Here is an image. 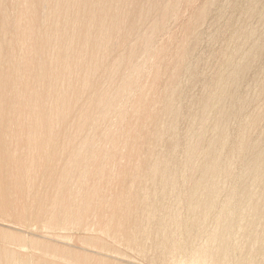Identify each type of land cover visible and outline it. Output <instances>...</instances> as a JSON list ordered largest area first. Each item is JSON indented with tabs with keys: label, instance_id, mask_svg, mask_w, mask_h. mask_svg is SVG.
I'll return each mask as SVG.
<instances>
[{
	"label": "bare ground",
	"instance_id": "obj_1",
	"mask_svg": "<svg viewBox=\"0 0 264 264\" xmlns=\"http://www.w3.org/2000/svg\"><path fill=\"white\" fill-rule=\"evenodd\" d=\"M146 1H149V4L146 2L148 5L146 6L148 8L146 10L148 11L143 10V12L144 15H146L145 12H148L147 14L149 15L151 7L154 8L158 6L160 0H156L157 2H151L150 0ZM171 1L172 0H167L165 3L166 13L162 16V20L167 18V12H172V6L174 5L171 6L173 2ZM259 1H257L258 4ZM2 2L3 1L0 0V211L14 213L19 221L14 222L3 218L2 220L5 223H1L6 226L12 224L9 227H13V229H17V226H34V224H27L22 220L28 214L30 217H43L44 215L41 213L40 208L38 209V205L42 207L44 204H49L51 214L46 217L47 221L39 226L42 235H38L40 238L37 239V242L44 248H50L51 244H47L41 239H51L65 244L66 241L75 238L76 241L81 244V246L76 245V247L82 248L90 252V254L57 248L60 254L51 252L39 253L36 251L33 253L34 255L40 254L49 261L39 260L37 257H29L27 260L28 255L20 251L23 250L21 247L12 249L8 244L14 241H21L22 238L16 235L15 231L14 233L13 231L5 233L2 231V234H4L0 236L3 241L0 242V261L1 255L9 258L12 252L14 253V258L11 259L13 264H93L90 263L91 261L101 264H113V260H117L116 264H144L143 261H148L150 258L152 259L151 250L155 247L158 251H155L153 254L157 258L149 260L152 264H173V259L176 258V254H187L188 250L197 245L199 248L194 247L191 254L184 256L186 260L190 259V264H199L200 261L205 264H229V259L232 258L234 262L239 258L237 262H241L240 264H263L264 152H257L258 154L256 153V155L254 154L255 156L253 155V161L248 164L247 167L245 166L243 169L244 176L238 183V190L240 191L238 194L240 198V194H242V197L244 196V199L241 200H244V203L246 201L245 198L247 199L245 203L246 206L244 207V205H242L243 207L241 206L238 212L240 215L244 214L245 208H249L248 210L251 214L247 212L248 210L246 212L253 218L251 219L249 216L251 221L253 220V223L249 222L253 225L255 222L257 225L250 227L248 224V228L245 224L248 223L246 222L248 216L241 215V218H235L230 209L226 207L217 214L218 217H215L223 223V227H226L225 230L218 235V241L215 243L209 242V238L207 237L210 236V231L204 229L210 217L209 214L214 211L215 197L221 190V180L219 177L223 168L221 169L220 167L222 164L220 158L224 150H221L222 152L220 153L222 154L220 155L216 152L220 150V148H225L224 146L226 145L225 142L228 133L225 132V129L227 126L229 127V123H231L233 119L239 118L238 108L244 107L247 102L244 101L247 98L244 100L242 98L243 96L246 97V93L244 94L245 88L244 90L241 89V84L245 81L244 76L246 71L251 66L257 68L256 60L258 58V52L261 53L264 49V43H259L258 41H260L261 38L263 39L261 41H264V34L262 32L260 33L262 35L257 33L261 38L258 37L260 40L258 39L257 42L254 41L253 44L248 41V43H250L249 47L242 51L245 55V60H241L243 61L242 63L241 61H238V64L234 63L233 59L235 58L232 59L233 50L232 52L228 51L232 55L230 58L227 57L228 53L225 51L226 48L223 49L224 51H221V56L223 54L225 55V61L222 63L227 69L223 68L224 65L222 64L223 67L221 66L222 68L215 69L209 77V88H207V93L198 98L202 111L200 116H198L200 123L198 133L196 138L185 146L184 153H182V161L177 162V158H175L173 151V140L170 139L171 137L169 136L168 139L170 141L164 142V138L168 137L166 136L167 134L172 135L173 138L178 135V119L181 106L179 107V105H177V98H180L183 92L181 93V89H178L181 84L178 88H176V86L178 83H181L183 75H194L195 71L197 72L194 67H190L191 63L194 62L193 58H195V56L193 58L191 56L193 61L190 58V47L193 49V46L190 45L192 43H197V40L199 41L201 39H199V37H201L199 36V30L201 29L196 27H198L197 25L201 21L208 18H206V14L208 15L209 13L206 7L198 9L194 16L193 26H188L185 32L188 42L187 39L182 41V47L180 48V52L178 51V56H176L177 59L180 60H175L177 61L176 65V62L172 60L174 66L167 69V83L164 87V95H162L163 105L161 109L158 112L152 113L150 108L152 103L150 105V102H147L146 96L141 94L137 95V98L135 97V101L138 100L137 105L139 106L140 112L138 114L135 111L132 112L130 114V119L127 120L128 131L131 135L127 144L130 145V148L127 150L122 149L125 151L126 159L125 164L120 166L114 162V156L116 154H123L117 153L115 150L116 148L113 146L115 142L114 133L109 130V128L116 124L115 119L110 120L107 125H102L97 124L92 120V117L87 116L83 121L77 119L75 123L72 121L68 126L69 116L66 115L65 112L70 106H73L74 109L78 106L76 102H72L71 100H74L76 95L81 94V92L77 91V84L74 83V76H71L70 71H74L72 69L76 65L75 68L80 67V70H76L79 71L77 77L83 76L87 78L92 71L98 70L102 66L101 62L105 60H103L104 56L107 57L106 54L109 53L108 51L114 47V44L110 43L112 37L121 35L123 30L122 16H120L121 10L119 12L122 3L128 2L127 4H134L137 0H15L14 2L17 4L16 8L20 7L18 8L19 10H16L18 11L16 12L18 17L15 18L17 32L15 34L16 36L11 33L13 36L17 37L18 35L20 38L23 36L22 38L31 39L30 36L32 37L31 34H33V32L38 33L39 31L40 33L44 28H46L45 30L48 32V34H44L43 32V35L40 33V38H42L41 42L38 40L40 39L38 38V34L32 38L31 42L25 39L27 44L30 42V45L25 50L23 49L24 52H22L24 55L19 65H17V63L11 64L12 61L10 63L8 59L11 56H9L6 61V55L14 50L12 47V49H10L8 45L5 44V40L8 42L10 39L8 38L11 32L10 22L12 20L14 21V19L11 20L10 15L7 13L8 10L5 9ZM209 2H211V0H209ZM214 2L216 3L217 1H213L212 4H214ZM260 2L262 4L261 7L264 8V0ZM219 3L217 5H219ZM5 4L9 6L7 3ZM131 4L129 6H131ZM252 5L249 7V13H253L254 11ZM259 7H257V9ZM140 8H142V6H140ZM35 11H37V14L31 15V13L34 14ZM219 11L220 10H218V12ZM128 12L126 10V13ZM130 13L127 14V17ZM55 14H57L58 17L54 18L57 16ZM29 15L31 16L30 19ZM222 15H225V11ZM139 16L140 18L142 17L140 14ZM219 16H221V14ZM32 18H34V21L29 23V20H33ZM60 20H64V30L53 43L54 32L51 31L54 26H59ZM246 23H244L245 27L247 26ZM211 24L212 23H209V25ZM62 25L63 24H61V26ZM94 26H96L97 30L93 32L92 29ZM245 27L241 28L245 31ZM132 28L131 26V29ZM131 29L129 31L135 34L136 31H132ZM208 29H210V27H208ZM135 30H138L137 27ZM239 31H242L244 34L247 32V29L245 32L243 30ZM239 31L237 32L238 34ZM249 31L251 33L248 32V36L252 34L253 31L257 32L255 30L252 31V29ZM254 32L253 35L255 34ZM136 34L138 33L136 32ZM139 34L135 36L138 39H134L136 41L139 40V42H136V44L133 43L132 48H130L131 51L126 56L127 58H125V60L128 59L129 62L137 58V56L135 57V49L137 50L143 43L148 44L152 41L151 34H145V31L143 34ZM191 35L199 36L198 38L196 37V42H189V36ZM10 37L12 36L10 35ZM5 38H8V40ZM249 38L252 39L253 37L249 36L248 39ZM35 39L39 41V44L41 43L40 46L35 42ZM236 39L235 37V40ZM32 41L33 43H37L36 45L39 49L34 46L35 44H32ZM186 42L190 45L188 46ZM12 43L13 41L8 44L11 45ZM84 43H86L87 46L89 45L88 43L92 45L91 47L89 46L90 50L88 49V53L85 52L88 47L84 49ZM5 45L8 48L5 47ZM57 45H60L61 49H64V51L60 52L59 50L61 49L55 48L58 49L60 53L52 55V48ZM24 46L26 47V45ZM21 47L19 44V48ZM34 48L40 53L46 52L48 56L43 55L36 60L32 56V52H35ZM195 48L196 47H194V49ZM28 50H30V53H27ZM88 54L89 56H87ZM193 54H195V52H193ZM237 54L239 55L240 53L238 52ZM221 56L220 58H222ZM189 59L192 61L191 63H189ZM10 60L12 59L10 58ZM188 63L190 65H188ZM36 65L38 66L37 70L34 68ZM132 67L134 68L133 65L130 68ZM136 68L138 69V67ZM133 71H135V69ZM15 73V79L20 76L18 75L19 73L25 75V80H27L26 85H23L25 82L22 83V81L18 79L24 88L20 86V88L14 87L17 85L16 81L13 80V75ZM75 74L76 73H74V75ZM133 74L131 73V75ZM125 75L126 74H123L125 82L129 83L128 86L132 85L133 79L131 75ZM194 76L196 77V75ZM192 79H194V77ZM22 80L25 81L23 78ZM12 81H14L16 85L12 84ZM152 83H154V81ZM182 87L183 84L181 88ZM119 90L122 94L120 87ZM241 90L243 91L242 96ZM114 92L115 96H119L116 89ZM17 98L19 99L16 101ZM98 100L101 101V97H99ZM148 100L150 101L151 99ZM79 106V110H81L86 104H81ZM260 107L257 115L264 111V105ZM13 109H15L14 111L17 110L18 113H20V109L26 112L24 114L30 112L29 116L31 120L28 119L29 121H32V117L35 115L34 122H30V125H28L29 127H27L32 129L31 131L33 132H28L26 130L27 128H25V126H27V124H25V126L24 123L20 124L23 125V129L25 128L27 133L25 135L21 129L23 135H25V139H23V136H20V134L19 136L17 134L18 141L23 142L21 144L18 143L17 147H15L14 142H12L14 140L11 141L14 137V132L12 133L11 131H13L16 126L20 125L16 123L15 126L7 123L8 121L3 122V120H7L6 118L4 119V117L7 116L8 112L10 114L11 112L13 113V111H11ZM3 113L4 115L2 116ZM205 113L209 114V116ZM58 114L62 116L60 121L65 123L66 126V128L63 129L65 130L63 132V139L68 145L74 147L77 144H81L83 138V143L87 151H93L90 155L81 153L82 155L80 156H69L68 159L64 161L61 169H56V165L51 162V158L54 155L51 151H60V147L47 149L48 146L56 147L58 145V137H43L45 142L48 140L49 145L42 147L37 154L34 149L39 142L38 139H28L32 133L39 137L40 132L38 129L42 125L49 131L53 130L57 123L55 116ZM138 118L147 119L143 124L147 130L144 138L139 140V144L136 145V131L140 129L141 126L139 125V128H136V120ZM210 118L212 124L210 123L209 125L208 119ZM7 124L12 125V127L14 126L12 130L8 125V127H10L9 134L12 135V137H10L9 134L7 135L8 138H11V142L5 139L4 135H6V133L3 132L5 129L8 130V128H6ZM93 125L96 128V132L91 135L89 132ZM16 131L18 132L17 127L15 132ZM53 134L55 135V132ZM165 141H167V139ZM10 143H13V146ZM140 147L144 148V150L142 151ZM134 162L138 168L136 173H133L128 167L129 165H133ZM87 163H89L88 166H86ZM113 165L118 167V174L115 182H111V175L109 172L106 171L103 176L99 177L94 171V169L99 166L108 167L109 169ZM10 167L15 169V171L8 177L6 175V170L10 169ZM40 167L45 168V179L53 189L50 194L36 193L32 201L26 200L22 196L25 183L21 181V176L24 175L25 172L26 175H28L32 170H37ZM230 171L231 169L229 172ZM83 172V179H76V176H81ZM181 172L187 175L184 174L185 177H183ZM229 174H231V172ZM75 179L76 182H74ZM148 181L150 184L146 183ZM184 181L189 184L185 188L180 184H184ZM106 183L107 185L103 187L102 185ZM27 186L28 183H26V187ZM11 194L13 195L11 196ZM165 199L168 200L164 201ZM242 220L245 221V226ZM71 225L78 226L80 234L81 229L85 230V235L80 237L78 233L69 232L68 229ZM242 225L248 229L244 228L245 230H243ZM58 228L62 231L58 230ZM237 229H242L241 233L245 239H241L246 240V242L242 241L243 243H239V240L230 237L231 233L229 232L231 230H235L236 232ZM33 235H35L33 232L28 233V236L31 238H33ZM183 236L185 240L182 239ZM238 236L237 238L239 239L241 235L240 237ZM35 239L36 238H33V240ZM255 244H258V246ZM254 245L257 248H255ZM259 257L263 258V260H259V263L255 262V259L258 261ZM147 258L148 260H146ZM234 262H232V264Z\"/></svg>",
	"mask_w": 264,
	"mask_h": 264
},
{
	"label": "rangeland",
	"instance_id": "obj_2",
	"mask_svg": "<svg viewBox=\"0 0 264 264\" xmlns=\"http://www.w3.org/2000/svg\"><path fill=\"white\" fill-rule=\"evenodd\" d=\"M1 1H3L2 4L5 7V9L8 10V12L7 11L6 12L10 15L11 20L14 19V21L12 20L10 22V25H11L10 31L11 32L9 34L12 37H10V35L8 34L9 37H8V35H7V37L10 39L8 42H6V40H5V44L8 45V47L10 49L13 48L16 51L12 50L10 53H8L6 55V61H7L8 57L11 56L10 58L12 60H10V58L8 59L10 61V63L12 61L11 64L17 63V65H19V62H20L22 56L24 55L23 49L25 50L30 45L32 38L35 37L36 34H38V38H40V33H41V35H43L42 34L43 32H44V34H48V32H46V30H45L46 28L41 30L40 33H39V31L37 33L36 32L37 30H36L35 31L36 33L33 32V34H31L32 35V37L30 36L31 39L27 38L28 40L25 37L22 38L23 36L21 38L18 35H17V37H15L16 36L15 34L17 32L16 22H15L16 19L15 18L18 17V15L16 13L18 11H16V10L20 6L16 8L17 4H16V2H14L15 0H1ZM150 1L151 2H157L156 0H150ZM166 1L167 0H160V3L158 6H156L154 8L151 7V9L149 10V15L147 14L148 12H145L146 15H144V12H143V10L148 11V10H146V9H148L146 6H148L147 4H149L148 3L149 1L147 2L146 0H137V2H135L134 4L133 3L127 4L128 2L122 3V5L123 4L124 5H123V7L121 5V8L119 9V12L121 10L120 16H122V21H123V23H122L123 24V26H122L123 30L121 32L122 36L121 35L116 36V37L114 36L115 38L112 37V40L110 39L111 40L110 43L114 44L115 48L113 47V49L111 48V50L108 51L109 53L107 52L108 53V54H106L107 57L104 56L103 60L104 59L105 60L103 62H101L102 66L98 70L92 71V73H90V75L87 78H85L83 76L77 77L79 75V73H78L79 71H76V70H80L79 69L80 67L75 68L76 65L72 69L75 72L70 71L71 76L72 75L74 76V83L77 84V87H78L77 91L81 92V94L76 95L75 99L71 100V101L76 102V104L78 106L81 104H86V106L81 110H79L80 106L79 107L77 106L75 109L73 108V106H70L66 110L65 114L69 116L68 117V119H69L68 126L71 124L72 121H73V123H75V121L77 119L83 121L84 119L87 118V116L92 117V120L94 122H96L97 124H102V125H107L110 120L115 119L116 124L113 127L109 128V130L114 133L115 142H114L113 146L116 148L115 150L117 151V153L119 152V153L123 154V155L116 154L114 156V162L119 164L120 166L125 164V159H126L125 151H123L122 149L127 150L130 148V145L127 144L129 138H131V135L128 131L127 120L130 119V114L132 112L135 111L137 114L140 112L139 106L137 105L138 100L135 101V97L137 98V95H141V94L146 96L147 102L148 103L150 102L149 103L150 105L152 103V105L150 107L152 110V113L158 112L161 109V107L163 105V98H162L163 96L162 95H164V93H163L164 87H165V84L167 83L166 82L167 69L172 68L174 66V63H172V62L175 60H178L176 56H178V53L180 52V48L182 47L181 43L184 39H187L185 32L187 31L188 26H191V27L193 26L194 16H195V13L198 9H200L201 7H206L207 11L209 13H208V15L206 14V18L208 17L207 18L208 20L206 19L207 21L206 20L201 21L200 22L201 25L199 23L197 25L198 27H196L198 29L204 30V31L199 30L200 34H201V35L199 34V36H201V37L198 36L199 39L201 38L199 40L200 42L197 40L198 37L196 35L195 36L194 35L189 36L190 37L189 42L190 43L196 42L195 40H197V43H192L193 45L192 44L190 45L189 43H187L188 39L186 42L188 44V46L189 45L193 46V49H194V47H196L193 51V52H195V54H193V52H192L193 49H192V47H190L191 48L190 51L192 52V53L191 52L189 53L190 58H191V56H192V58L195 56V58H193L194 62H192L193 61L192 58H191L192 61L189 59L190 60L189 63L192 62L191 63L192 66L188 63V65H190L191 68L194 67V69L197 70V72L195 71V73H194V75H196V77L193 74L189 75L188 73H186L189 76L183 75L182 81H184V82L181 81V83L177 84L176 88H178V86L181 84L178 89H181L180 90L181 93L183 92L182 93L183 95H181L180 98L178 97L179 100L177 98V103H178L177 105H179V107L181 106L180 116L178 119V126H179L178 135H177V137L173 138L172 135L167 134L166 136H168V137L164 138V142H168L169 136L171 137L170 139L173 140V151H174L175 158H177V162L182 161V159H183L182 153H184L185 146L189 142H192L196 138V135L198 133L199 126H200L198 116H200V113L202 112L198 98L207 93V90H208L207 88H209V77L212 75L213 71H215V69L220 68L221 66L223 67V65H224L223 63L225 61V55L223 54L221 56V54H222L221 51H224L223 49L226 48L227 50L225 49V51H227V53H228L227 54L228 56L227 55L226 56L228 58H230L233 55L232 59L235 58V59H233L234 63L238 64L241 60H245L244 59L245 55L242 53V51H244V49L248 48L250 43L253 44L254 41L257 42V40L259 38H261V36H260V35H262V34H260L261 32L264 34V32H263V29H264V26H263L264 25V22H263L264 18L263 17H264V15H262V14H264L263 13L264 10H261L264 8L261 7L262 6V4L260 2L261 0L260 1L259 0H236V1L235 0H233V1L232 0H219V1L218 0H211V2H209V0H172L173 2L171 1L172 2L171 6L174 5V6H172V12H167V18L162 20V16L166 13V10H165ZM213 1H217L218 3L219 2L220 3H219V5H217L218 4L217 2H216L217 4L215 2H214V4H212ZM257 1H259V4ZM146 2H147V4H146ZM232 2H233V4H232ZM5 3H7L9 6H7ZM130 4L132 7L129 6ZM255 4H257V5H255ZM12 5H14V6H12ZM144 5H145V7L143 8ZM251 5L253 6V10H254L253 13H249V11H248L249 7ZM254 5L256 6V8ZM259 5H260V7H259ZM140 6H142L143 9L140 8ZM257 7H259L258 9H260V10H258ZM217 8H218V10H220L219 12L224 13V11H225L226 16L225 15L223 16L222 13H219ZM128 9H129V12H128ZM140 9H141V12H140ZM126 10L128 13H130V12L132 13V14L130 13L128 15V17H127L128 13H126ZM216 12H218V13H216ZM258 12H260V13H258ZM137 13L142 15V17L140 18L139 14H137ZM36 14H37V11H35L34 14L31 13V15H36ZM218 14L219 15L221 14V16H219ZM257 14H259V15H257ZM26 15H28V14H26ZM55 15H57V14H55ZM217 15H218V18H217ZM254 16H255V18H254ZM30 17L31 16L29 15V19H30ZM53 17H54V15H53ZM56 17H58V15L55 16L54 18H56ZM32 19L33 20H29L30 21L29 23L34 21V18H32ZM54 20H56V19H54ZM60 23L63 25L61 26ZM204 23L205 24L207 23V24L205 25ZM209 23H212V24L209 25ZM244 23L247 24L246 27H245ZM126 24H127V26H126ZM242 25H244V26H242ZM131 26L134 29L133 28L131 29ZM56 27L57 26H54L53 30L51 31V32H54V35H53L54 39L52 40L53 43L55 42V40L58 39V37L61 35V33L64 30L63 29L64 20L63 21L60 20L59 26L57 28ZM136 27L138 30H135ZM208 27H210V29H208ZM241 27H243V28L245 27L247 29V32H245L246 29L244 31V29H242ZM247 27L250 29H248ZM256 27H257V29H256ZM129 28L132 31H136L138 34L139 33L143 34L145 31V34L149 33L152 36L151 43H148L150 45L145 43L148 47L143 43V45L141 47L139 46L140 48L138 47L139 50H138V48H137V50L135 49V51H134L135 57L137 56V58L132 60V62H129L128 59L125 60V58H127L126 56L131 51L130 48H132L133 43L136 44V42H139V40L138 41L134 40V39H138L137 37H135L138 34H136V32H135L136 35L134 34V32L131 33L129 31L130 30ZM93 29H95V30H93ZM93 29H92L93 32L96 31L97 30L96 26H94ZM251 29H252V31L253 30L257 31V32L253 31L255 34L258 33L260 35L259 36H258V34L253 35V32H252V34H250L249 36L253 37V38L248 39V37H249L248 32H250L249 30H251ZM237 30L238 31L243 30L245 33L243 34L242 31H239V34L241 33L239 35L237 33L238 32ZM201 32H203V33H201ZM11 33H13V35H15V36H13ZM246 33H247V35H246ZM237 34H238V36H237ZM245 35L247 36V38ZM234 36L237 38L236 40H235ZM139 37H140V34H139ZM8 38H5V39L8 40ZM254 38H255V40H254ZM25 39L27 41H30V42H28L29 44L26 43L27 41ZM40 39H38V40L41 42L42 38H40ZM11 40L13 41V43L11 44L12 46L10 44H8L9 42H12ZM38 40L35 39V42H37L39 44ZM261 40H263V39L261 38ZM261 40L258 42L264 43V41H261ZM248 41L250 43H248ZM18 42H20V43H18ZM35 42L33 43V41H32V44H35L34 46L36 48H38V46H40L41 43L37 46L36 45L37 43H35ZM19 44H20V47L22 45L23 46L26 45V47L22 46L21 47L22 49H21V48H19ZM88 44H89L88 46L86 43H84V45H83L84 49H86L88 47L85 50L86 53H88L87 51H89L90 47L92 46L90 43H88ZM198 44H199V46H198ZM236 44H238V45H236ZM6 45H5V47H7ZM50 47H52V46H50ZM145 47H146V50H145ZM55 48L61 49L60 45L53 47L52 48V51H53L52 55H56V54L60 53L61 51H64V49H61V50H59L60 51L59 52L58 49H55ZM228 48H229V50H228ZM238 48H240V49H238ZM242 48H243V50H242ZM30 49H31V47H30ZM196 49H197V51H196ZM34 50H35V52L34 51L32 52V56L36 60L41 58V56H43V55L48 56V54H46V52L40 53L35 48H34ZM140 50L142 51V54H141ZM232 50H233V52H232ZM7 51H8V49H7ZM36 51H38V52H36ZM228 51H231L233 54L231 55V53ZM235 51L237 53L239 52L240 54L238 55ZM262 51L263 52H261V53L258 52V55L260 54L259 56L257 55L258 58L256 60V67L258 69L255 68L254 66H251L247 70L248 72L246 71V74L244 76L245 81H243V83L241 84L242 85L241 89L244 90V88H245L244 94L246 93L245 94L246 97L243 96L242 98H243V100L245 98H247L246 100H244L245 102L246 101L247 102L244 105V107L238 108L239 118L237 117V119H233L231 121V123H229L230 125L228 124L230 128L227 126L225 129V132H228L227 136H226V142H225L226 145L224 146L225 148L224 147H223L224 149L220 148V150H218L216 152L217 154L219 153V155H220V154H222V153H220V152H222L221 150H224L223 154L221 155V158H220V160L222 161V162L221 161L220 162L223 164V165L221 164V166H220L221 169L223 168L222 169L223 171L221 170L222 173L219 177V179L221 180V182L219 180L220 185H221V190L217 193V195L215 197L214 211L209 214L210 217L207 220V222L205 224L206 227L204 229V230L210 231V233H209L210 236H208L207 238H209V242H211V243L217 242L218 241V235L223 230H225V228H226V227H223V223L221 221L217 220L218 218H215L216 216L218 217L217 214L220 213V211L224 210L226 207H228L230 209L231 213L234 214L235 218H238V217L241 218V215L248 216L246 219V222H248V223H245V221L242 220L243 225L245 223L248 228H249V226L253 227L254 225H257V224H255V222H254V225L250 224V222L253 223V220L251 221V219H253V218L248 214V213H250V211L248 210L249 208H245L244 214L240 215L238 212V209L242 205H244V207L246 206L245 203L247 201L246 198H245L246 201L244 203H243L244 200L243 201L241 200V199H244V196L242 197V194H240L241 195V198H240V196L238 194L240 192L238 190V183L241 181L242 177L244 176L243 175V173H244L243 169L245 168V166L247 167L248 164H250L253 161V158L257 152L258 153L264 152V137H263V134H264V111H262L259 115H257L258 111L261 108L260 106L264 105V64H263L264 63V49ZM138 52L141 55H139ZM27 53H30V50H28ZM35 56H37V57H35ZM87 56H89V54ZM220 56L222 58H220ZM175 62H176L175 63V65H176L177 61H175ZM242 62L243 61H241V63ZM194 63H196V64H194ZM20 64H21V62H20ZM132 65L134 66V68L133 67L130 68ZM136 67H138V69ZM34 68L37 70L38 66L36 65ZM223 68L227 69L225 65ZM259 68L261 70L263 69L262 70L263 72ZM134 69H135V71H133ZM74 73H76V74L74 75ZM131 73L132 74L135 73V74L131 75ZM248 73H249V75L247 76ZM123 74H126L125 76H128L127 74L131 75V78L133 79L132 85L128 86L129 83L125 82V78L123 77ZM15 75H16V73L13 75V80L16 81L17 85L14 81H12L11 83L15 84L16 86H14V87H16V88H20V87L24 88L23 85L27 84L26 83L27 80H25L26 79L25 75L19 73L18 75H20V76L17 77L16 79L14 78ZM21 76H23V77H21ZM193 77H194V79H192ZM22 78L25 81H23ZM18 79L21 80L22 83L25 82V84L23 83V85H22V83ZM83 81H85V82H83ZM153 81H154V83H152ZM182 84H183V87L181 88ZM243 86H245V87H243ZM119 87L122 90V94L120 93ZM115 89L118 91L119 96H115V92H114ZM242 90H241V96H242V92H243ZM99 97H101V101L98 100ZM18 99L19 98H17L16 101ZM148 99H151V100L149 101ZM217 106H218V104H217ZM241 109H242V112H241ZM14 110L15 109L11 110V111H13V113L10 111L11 114L9 112L7 113V116L4 117V119L6 118L7 120L6 121L3 120V122L8 121L7 123H10L13 125H15L16 123H18L19 125L24 123V126H25V124H27V126H25V128L29 127L28 125H30L29 124L30 122H32V121L34 122L35 115H33L32 121H29L28 119L31 118L29 116L30 112H28V114H24L26 112H24L23 109H20V111H19L20 113H18L17 110L16 111H14ZM14 112L19 114V115L21 114L20 117H19V115L15 114ZM205 114L207 116H209V114H207V113H205ZM3 115H4V113L2 114V116ZM61 117L62 116H60L59 114L55 116L57 123L55 124V127L53 130L49 131L42 125V126H40V128L38 127L39 128L38 131L40 132L39 137L35 136L32 133L28 138V139H30V138H37L38 139L39 142L34 149L35 153L37 154L38 151L42 147L49 145L48 140L45 142L43 140V137H46V138H48L49 136H51L53 138L58 137V145L56 147H51V146L47 147V149H55V148H59V147L61 149L60 151H57V152L51 151V153H54V155L51 158V162L56 165L55 166L56 169L57 168L61 169L63 167L64 161L66 159H68V157L71 155L80 156L84 153H87L90 155L93 152V151H89V152L87 151L86 146L83 143V141H84L83 138H82L81 144H77L74 147H71L68 145V143L63 139V132L65 131L63 129H65L66 126H65V123H62L60 121ZM8 119H10V120H8ZM208 120H209V125H210V123H211L210 121H212V120H211V118ZM146 121H147V119H139L138 118L136 120V126H137L136 128L138 129L139 128L138 126L139 125L142 126ZM10 124H7L6 128H8V130L5 129V131H3L6 133V135L10 133L9 132L10 127H11L10 129L13 130L14 126L12 127V125H10ZM8 125L10 127H8ZM5 126H6V123H5ZM141 126H140V129H138L136 131V136H135L136 145L139 144V140H142L144 138L145 132L147 130V128H145V125L142 126L143 128ZM16 127L18 130V132L16 131L17 133L15 132ZM16 127L14 128L13 131H11L12 133L14 132L13 135L16 138L13 137L14 139L13 138L11 139L10 137H12V135H10V134H9V136H10L9 138H8V135H7V138H6V135H4L5 139L8 142L10 141V139H11V141L14 140L12 142H14L15 147L18 146V143L19 144L23 143L22 141H18L17 134H18V136L20 134V136H23L22 138L25 139L24 136L26 135L27 131L29 132L32 130V129L27 128L26 129L27 131H26L25 128L23 129V125L16 126ZM21 129L23 130V133H25V135H23ZM31 132H33V131H31ZM39 132H37V133H39ZM54 132H55L56 136L53 134ZM95 132H96V128L93 125L91 128V131L89 133L92 135ZM19 139H20V137H19ZM166 139H167V141H165ZM10 144H12V146H13V143H10ZM140 149H142V151L144 150V148H142V147H140ZM222 157H223V160H222ZM35 162H36V160H35ZM88 165H89V163H87L86 166H88ZM128 167L130 168V170L133 173H136L138 171V168H137L135 162L133 163V165H131V166L129 165ZM117 169H118V167H116L115 165L111 166L109 169H108V167L99 166V167H96L94 169V171L98 174L99 177L103 176L106 171L109 172L111 175V182H115L117 174H118ZM230 169H231V171H230L231 174H229ZM14 171H15V169L10 167V169L6 170V175L9 177ZM181 174L183 177H185V175H187L186 173H183V172H181ZM83 177H84V172L82 173L81 176L77 175L76 179L77 178L83 179ZM76 179L74 182H76ZM21 181H23L25 183V187L22 190V196L26 200H29V201L33 200V197L36 193H41V194L49 193L50 194L52 189H53V187L50 186L49 183L45 179V168L44 167H40L37 170L34 169L28 175H26V172H25V174L21 176ZM26 183H28L27 187H26ZM146 183L150 184L149 181ZM187 183L188 182L184 181V184L183 183H180V184H182L183 187L185 188L189 185ZM106 185H107V183L103 184L102 186L105 187ZM12 195L13 194H11V196ZM166 200H168V199H165L164 201H166ZM180 201L184 202L183 200H180ZM39 208L41 210V213L44 216L41 218H35V217H30L28 214L27 216L24 217V219L22 221H24L27 224H34V226L33 225L32 226H29V225L28 226H17L16 228L19 230L13 229V227H9L12 224H10L9 226H6V225L1 223V222H3V220H2L3 218H6V219H8L10 221H14V222L19 221L17 219L18 217H16V215L14 213H6V212L0 211V236H2L5 232H12L13 231V233H14V231H15V234L19 235L22 238L21 241H14L13 243H8L10 245V248L14 249V248H20L21 247V249H23V250H20V251L23 252L25 255L26 254L28 255L27 260L29 257H37V259H39V260L49 261L46 258H44L43 256H41L40 254L34 255L33 253L36 251L39 253L51 252L54 254H60L57 251V248L69 249V250L79 251V252L84 253V254H90V252H88L82 248L76 247V245L81 246V244H79L75 238H72L70 241H66L65 244L59 243V242L51 240V239H41V240H44L47 244L48 243L51 244L50 248L42 247L37 242V239L40 238L38 235H42L40 230H39V226L44 224L47 221L46 217H48V215L51 214V210H49V204H44L42 207H41V205H38V209ZM246 213H247V215H246ZM249 216L251 217V219ZM248 219H250V220H248ZM3 223H5V222H3ZM248 224H249V226H248ZM234 226H236V225H234ZM244 226L242 227L243 230L248 229V228H245ZM58 230H60V229L58 228ZM68 230L71 233H78V235L80 237H83L85 235V232H86L85 230L81 229V234H80L78 226H75V225H71ZM239 230L237 229L236 232H235V230H231L233 233L231 231L229 232V233H231L230 237H232V239L235 238V239L239 240L238 241L239 243H243L244 241L246 242V240H242V239H245V237L241 233L242 229L240 231ZM2 231L4 232L3 234H2ZM60 231H62V230H60ZM29 232H33L35 234V235H33V238H36L35 240H33V238L28 236ZM236 235L237 236L239 235L238 237H240V235H241V237L238 239ZM182 239L185 240V237L183 236ZM0 242H3L1 240V238H0ZM255 245H254V247L257 248L256 246H258V244L256 246ZM194 247L199 248V246L195 245L192 247V249L187 251V254H183V253L176 254L175 255L176 258L173 259L174 260L173 264H190V259L186 260V258L184 256L191 254ZM151 251H152L151 252L152 253V255H151L152 259H156L157 257L153 253H155V251H158V250L155 247H153ZM13 256H14V253H12V252H11V255L9 258L1 255L0 264H13L12 260H11L12 258H14ZM139 256H141V255H139ZM146 260H148V258ZM149 260L143 261V263L144 264H150L151 262ZM231 260H232V262H234L233 258L229 259V262L232 264ZM259 260H263V258L259 257L258 261L255 259V262L259 263ZM237 261H239V258L235 262H237ZM113 262H114L113 264H116L117 260H113ZM90 263L101 264V263H97L95 261H91ZM153 263H155V262H153ZM202 263H204V262H201V261L199 262V264H202ZM240 263L237 262L236 264H240ZM262 263L264 264V261ZM127 264H130V263H127ZM248 264H251V263H248Z\"/></svg>",
	"mask_w": 264,
	"mask_h": 264
}]
</instances>
